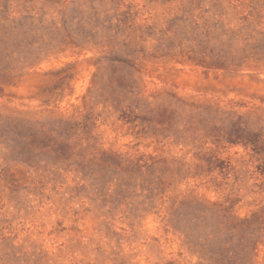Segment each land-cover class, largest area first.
I'll return each instance as SVG.
<instances>
[{
    "label": "rangeland",
    "instance_id": "374dc122",
    "mask_svg": "<svg viewBox=\"0 0 264 264\" xmlns=\"http://www.w3.org/2000/svg\"><path fill=\"white\" fill-rule=\"evenodd\" d=\"M0 264H264V0H0Z\"/></svg>",
    "mask_w": 264,
    "mask_h": 264
}]
</instances>
